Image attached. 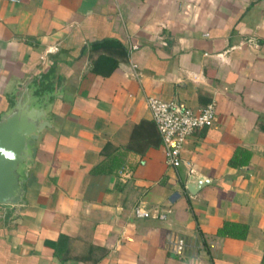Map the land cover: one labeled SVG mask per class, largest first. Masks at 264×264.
<instances>
[{"label":"crops","instance_id":"crops-1","mask_svg":"<svg viewBox=\"0 0 264 264\" xmlns=\"http://www.w3.org/2000/svg\"><path fill=\"white\" fill-rule=\"evenodd\" d=\"M19 96L49 126L0 264H264V0H0V117ZM148 96L214 103L176 167Z\"/></svg>","mask_w":264,"mask_h":264},{"label":"water","instance_id":"water-1","mask_svg":"<svg viewBox=\"0 0 264 264\" xmlns=\"http://www.w3.org/2000/svg\"><path fill=\"white\" fill-rule=\"evenodd\" d=\"M49 126L44 108L34 97H17L0 117V204L23 201L26 167L34 155L38 133ZM200 178H189L186 188L201 184ZM196 184V185H195Z\"/></svg>","mask_w":264,"mask_h":264},{"label":"built area","instance_id":"built-area-1","mask_svg":"<svg viewBox=\"0 0 264 264\" xmlns=\"http://www.w3.org/2000/svg\"><path fill=\"white\" fill-rule=\"evenodd\" d=\"M145 102L151 120L160 135L165 162L176 167L180 163L179 155L185 139L196 129L213 121L214 103L209 102L200 110L193 111L174 100H163L153 96L146 97ZM132 215L136 218H145L150 213L147 209L136 205L132 208ZM158 216L163 218L164 214ZM184 245L182 238H175L171 247L174 252L181 253Z\"/></svg>","mask_w":264,"mask_h":264},{"label":"trees","instance_id":"trees-1","mask_svg":"<svg viewBox=\"0 0 264 264\" xmlns=\"http://www.w3.org/2000/svg\"><path fill=\"white\" fill-rule=\"evenodd\" d=\"M238 152L242 153L240 150ZM235 158V156H234ZM234 158L229 160L230 164H234ZM246 227L244 225L232 222H224L222 226L216 231L218 235L232 236L236 238H243L245 235Z\"/></svg>","mask_w":264,"mask_h":264}]
</instances>
